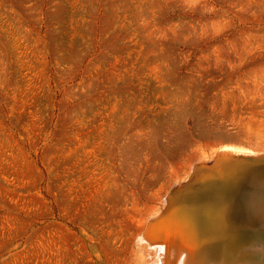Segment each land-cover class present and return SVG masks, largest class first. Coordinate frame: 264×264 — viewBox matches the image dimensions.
Masks as SVG:
<instances>
[{"label":"rangeland","instance_id":"374dc122","mask_svg":"<svg viewBox=\"0 0 264 264\" xmlns=\"http://www.w3.org/2000/svg\"><path fill=\"white\" fill-rule=\"evenodd\" d=\"M224 146L264 153V0H0V264H199L187 213L264 264Z\"/></svg>","mask_w":264,"mask_h":264},{"label":"bare ground","instance_id":"6f19581e","mask_svg":"<svg viewBox=\"0 0 264 264\" xmlns=\"http://www.w3.org/2000/svg\"><path fill=\"white\" fill-rule=\"evenodd\" d=\"M203 167H207V166H203ZM213 167L214 168L217 167L218 173L224 178V180H227V182H230L232 184L234 191L241 198L239 200L240 203H238V204L234 203L232 205L234 210H235V215L237 217L236 218L237 220L238 219H239V221L242 220L243 222H247L248 224L253 223V218H252L251 213L253 212V214H255V210H257L258 208H261V207L262 208L260 209V211L262 213V217L264 216V207H263L264 206V199L260 200L258 203L253 205L252 209L249 211L248 207L246 206V203H248V202L246 201V203H245V201H244L245 199L243 200V198H242L243 194H241V187H242L241 185L243 182L252 179V177H254L257 174H263L264 175V153L254 152V151H251L249 149H243V148L234 147V146H224V147H221L220 149H218L215 164L212 165L211 168H213ZM210 180H212V179H210ZM257 181H258V179H257ZM248 184H250V182H248ZM261 184H263V183H261ZM259 186H260V183H259ZM256 188H257V186H256ZM244 196H246V195H244ZM230 210H232V209H230ZM231 212H230V215H231ZM209 220H210V218H209ZM173 222H174V225L177 227L179 233L186 240L188 246L192 242H193V244L196 245L195 251L197 250L196 255L199 259V264H210V262H213V264H226L224 262V259H225L224 248H225L226 242L229 240H232V239L239 240L238 238L233 237L235 235H233L232 237H228L229 239L226 240L227 232L225 230H227L226 228H228V226L226 224L223 225L221 228L215 227V226H210V225L205 226L206 223L204 224L202 218L196 217V216L192 215V213H187V215H185L183 217H175V218H173ZM238 223H241V222H238ZM154 224L155 223H153L152 225H154ZM224 228H225V230H224ZM149 230H151V228L148 229V231ZM163 231H165V230H163ZM150 232H152V231H150ZM235 232H236V230H235ZM146 233H148V232H146ZM238 236H241V235H238ZM142 238H144V237H142ZM144 240H146V239H144ZM148 246H149V244H148ZM170 247H172V246L170 245ZM178 248H179V246H178ZM171 249H174V248H171ZM151 250H152V248H151ZM158 250L159 249H157L156 252L151 251L149 253L148 257L150 259H149L148 263L167 264L168 263L167 259H169V258L161 257V255H158L159 254ZM179 252H180V250H179ZM175 253H176V251H175ZM167 255H168V253H167ZM187 257L188 256H186V258ZM183 262H184V260H183ZM189 263L190 262H187L186 264H189ZM192 263H194V262H192ZM183 264H185V263H183Z\"/></svg>","mask_w":264,"mask_h":264},{"label":"water","instance_id":"95a60500","mask_svg":"<svg viewBox=\"0 0 264 264\" xmlns=\"http://www.w3.org/2000/svg\"><path fill=\"white\" fill-rule=\"evenodd\" d=\"M205 195H206V194H205ZM232 210H233L232 212L235 214V210H234V208H232Z\"/></svg>","mask_w":264,"mask_h":264}]
</instances>
